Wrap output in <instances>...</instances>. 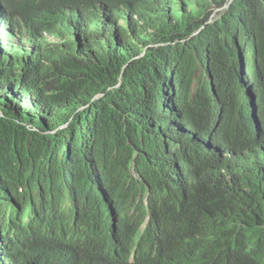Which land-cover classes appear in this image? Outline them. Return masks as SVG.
I'll return each instance as SVG.
<instances>
[{"label": "trees", "instance_id": "obj_1", "mask_svg": "<svg viewBox=\"0 0 264 264\" xmlns=\"http://www.w3.org/2000/svg\"><path fill=\"white\" fill-rule=\"evenodd\" d=\"M0 5V264H264V0Z\"/></svg>", "mask_w": 264, "mask_h": 264}, {"label": "clouds", "instance_id": "obj_2", "mask_svg": "<svg viewBox=\"0 0 264 264\" xmlns=\"http://www.w3.org/2000/svg\"><path fill=\"white\" fill-rule=\"evenodd\" d=\"M16 18V20H14ZM25 16L22 15V13H18L15 12L13 14V17L11 18V25L9 26L8 29H6L5 31L2 32H6L8 33L7 35L12 36L15 39H26L27 37H34L36 39H38V37L41 38H45L47 41L49 42H57L58 39H56L53 35H61L63 33V31H65V27L60 25V24H56L54 25L51 29H47L45 31H43L42 33L38 34V32L36 30H34V26L32 24L31 21H28V31H26L23 28V23H24V19ZM6 54H4L3 52L0 51V63H4L3 61L9 57L5 56ZM2 111L0 108V117H2ZM16 122H18V125H21L23 127H25L26 129H29L31 131H37L32 124H29L27 122H23L20 121L18 119H14ZM147 225V220L145 219L144 222L140 225L137 234L134 235L132 238L133 239H140L141 238V234L144 231L145 227ZM131 238V239H132ZM132 248L130 250V261H133V254H134V250H135V245L131 244ZM130 246V245H129ZM169 246L166 248H162L159 251H157L156 255H157V263L156 264H214L213 262L209 261L208 263H203L201 262L202 259H198L196 257L193 256H177L175 251L173 250V245H167Z\"/></svg>", "mask_w": 264, "mask_h": 264}, {"label": "bare ground", "instance_id": "obj_3", "mask_svg": "<svg viewBox=\"0 0 264 264\" xmlns=\"http://www.w3.org/2000/svg\"><path fill=\"white\" fill-rule=\"evenodd\" d=\"M48 4H49V3H48ZM9 5H10V4H9ZM11 5H12V4H11ZM0 6H1V5H0ZM2 6H3V5H2ZM14 6L16 7V5H14ZM17 6H18V4H17ZM30 6H31V5H30ZM10 7H11V6H10ZM12 7H13V6H12ZM12 7H11V8H12ZM13 8H14V7H13ZM10 10H11V9H10ZM15 12H16V11H15ZM6 16H7V15H6ZM49 16H50V15H49ZM28 18H29V17H28ZM8 22H9V21H8ZM8 22H7V23H8ZM12 59H13V58H12ZM12 59H11V57H10V60H12ZM13 60H15V59H13ZM22 60H23V59H22ZM4 61H5V60H4ZM15 61H16V60H15ZM16 62H17V61H16ZM22 62H23V61H22ZM8 63H9V62H8ZM10 64H13V63H10ZM3 65H4V64H3ZM156 102H157V101H156ZM154 106H155V104H154ZM161 110H162V109H161ZM163 110H164V108H163ZM233 158H234V157H233ZM233 158H232V159H233ZM234 164H235V163H234ZM220 169H221V168H220ZM132 170H133V168H132ZM146 201H147V200H146ZM9 207H10V206H9ZM222 257H223V256H222ZM209 258H210V256H209ZM209 258H208V259H209ZM225 258L227 259V257H225ZM206 260H207V259H206ZM13 261H14V260H13ZM227 262H228V260H227ZM16 264H17V263H16Z\"/></svg>", "mask_w": 264, "mask_h": 264}, {"label": "rangeland", "instance_id": "obj_4", "mask_svg": "<svg viewBox=\"0 0 264 264\" xmlns=\"http://www.w3.org/2000/svg\"><path fill=\"white\" fill-rule=\"evenodd\" d=\"M2 107V104H0V108Z\"/></svg>", "mask_w": 264, "mask_h": 264}]
</instances>
